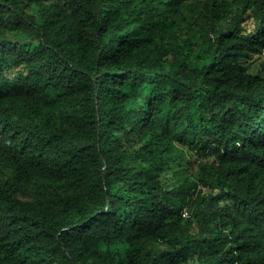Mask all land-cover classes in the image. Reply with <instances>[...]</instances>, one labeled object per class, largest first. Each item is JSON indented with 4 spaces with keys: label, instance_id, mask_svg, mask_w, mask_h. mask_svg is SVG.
I'll return each instance as SVG.
<instances>
[{
    "label": "trees",
    "instance_id": "trees-1",
    "mask_svg": "<svg viewBox=\"0 0 264 264\" xmlns=\"http://www.w3.org/2000/svg\"><path fill=\"white\" fill-rule=\"evenodd\" d=\"M254 55L264 0H0V264H264Z\"/></svg>",
    "mask_w": 264,
    "mask_h": 264
},
{
    "label": "rangeland",
    "instance_id": "rangeland-1",
    "mask_svg": "<svg viewBox=\"0 0 264 264\" xmlns=\"http://www.w3.org/2000/svg\"><path fill=\"white\" fill-rule=\"evenodd\" d=\"M245 28H246V31L247 32H251L254 28H255V25H254V22L252 20H249L247 21V23L245 24ZM264 61V55L261 57L259 55H254L252 57V59H250L248 62H247V66L249 67L250 70L252 71H256L257 69L260 68V64ZM191 163L188 165V173L190 175H193L192 173L195 172L196 170V164L194 163L196 160H197V157L194 156V155H190L189 158H188ZM201 159V158H200ZM193 177V176H192ZM164 179L166 180H170L171 182V185H175L176 183H178V180L179 178L177 177H174L172 175V173H167L165 176H164ZM194 179V178H193ZM190 200V199H189ZM188 200V201H189Z\"/></svg>",
    "mask_w": 264,
    "mask_h": 264
},
{
    "label": "built area",
    "instance_id": "built-area-1",
    "mask_svg": "<svg viewBox=\"0 0 264 264\" xmlns=\"http://www.w3.org/2000/svg\"><path fill=\"white\" fill-rule=\"evenodd\" d=\"M188 215L187 211H184L183 216L186 217Z\"/></svg>",
    "mask_w": 264,
    "mask_h": 264
}]
</instances>
